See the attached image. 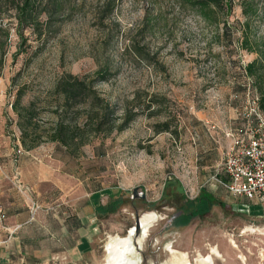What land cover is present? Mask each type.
Masks as SVG:
<instances>
[{
    "label": "rangeland",
    "instance_id": "374dc122",
    "mask_svg": "<svg viewBox=\"0 0 264 264\" xmlns=\"http://www.w3.org/2000/svg\"><path fill=\"white\" fill-rule=\"evenodd\" d=\"M238 1L234 0L227 17L230 39L222 35V24L209 26L175 0H113L111 11L104 0H69L42 29L40 39L25 29L23 41L17 35L13 11L2 17L9 45L0 71V152L4 144H15L18 136L10 107L17 90L23 89V105L34 99L37 106L55 105L54 87L65 73L92 75L107 66L109 73L96 86L97 93L117 113L126 103L138 113L125 130L93 139L75 158L54 150L51 143L38 146L51 152L53 159L66 162V175L85 180L90 189L114 188L124 200L117 212L104 219L95 264L106 263L108 242L127 237L135 214L140 220L153 218L146 235L141 238L140 230L132 239L142 249L139 252L132 242L135 253L129 258L135 264H173L174 256L180 254L187 255L189 264H200L199 259L209 255L213 264H264V228L231 209L235 198L216 185L212 176L203 180L195 169L197 138L201 136L208 146V132L228 129L230 109L237 111L234 115L242 123L255 124V117L248 115L253 108L264 124V58L263 80L256 83L244 68L258 56L238 45L244 20ZM252 28L264 51V6ZM18 49L21 52L14 56ZM50 114L42 117L51 119ZM164 122L169 130L157 133L155 126ZM170 179L177 180L190 199L203 184L230 209L214 207L202 220L164 230L163 224L177 213L173 202L159 201ZM59 195L54 189H39L22 196L31 197L39 211L56 204L54 198ZM230 239L235 248L231 249ZM216 246L226 248L231 258L213 255L210 249Z\"/></svg>",
    "mask_w": 264,
    "mask_h": 264
},
{
    "label": "trees",
    "instance_id": "16d2710c",
    "mask_svg": "<svg viewBox=\"0 0 264 264\" xmlns=\"http://www.w3.org/2000/svg\"><path fill=\"white\" fill-rule=\"evenodd\" d=\"M69 0H0V71L4 65V58L9 45V30L3 26L2 17L9 11H13L16 20L18 37L23 41V31L30 29L38 39L42 36V29L50 25L53 17L61 12ZM182 8L193 11L206 24L218 27L222 24V35L230 39L231 26L227 17L231 14L234 0H175ZM105 7L109 11L114 6L113 0H104ZM243 22L240 23L241 37L238 40L239 48L250 53H255L258 58L247 64L244 71L247 77L257 83L263 80L260 72L261 59L264 58L263 43L255 37L252 22L258 18L264 0H239ZM19 49L14 53L16 56ZM107 66L98 69L92 75L62 74L54 87L57 96L55 105L37 106V99L21 104L23 89L19 88L16 97L10 105L16 117V126L19 131V142L24 151H30L42 144H54V150L67 153L75 158L82 147L91 143L95 138L109 137L113 132L119 133L125 130L137 112L126 103L121 112L117 113L114 105L101 97L97 91L98 83L106 80ZM260 94L262 90L259 87ZM264 102V97L261 99ZM262 109L264 106H261ZM44 113H51V119L45 120ZM152 115V114H150ZM156 132L168 131L166 122L157 124ZM170 200L181 214L178 221L181 225H187L191 221L202 220L214 207L222 210L230 209L214 194L204 187L200 188L197 195L190 199L182 191L177 180L170 179L165 183L159 201ZM133 203V202H132ZM124 205V200L119 196L110 201L99 210L104 215L115 213Z\"/></svg>",
    "mask_w": 264,
    "mask_h": 264
},
{
    "label": "crops",
    "instance_id": "0c3cea01",
    "mask_svg": "<svg viewBox=\"0 0 264 264\" xmlns=\"http://www.w3.org/2000/svg\"><path fill=\"white\" fill-rule=\"evenodd\" d=\"M235 112L229 110L228 129L219 134L208 132L211 139L208 146L201 142V136L197 138L195 169L203 180L213 175L226 179L219 168L223 153L230 146L236 128L250 123V120L242 123ZM17 135L16 143L4 144L0 152V205L4 213L0 226V264H95L104 219L114 214L104 215L99 207L105 206L110 197L113 199L117 191L114 188L106 191L105 187L90 189L85 180L66 175V162L53 159L46 149L24 151L19 131ZM39 189L60 192L54 198L56 204L38 211L32 206L31 197L22 196ZM234 198L231 209L241 211L249 221L264 228V203Z\"/></svg>",
    "mask_w": 264,
    "mask_h": 264
},
{
    "label": "built area",
    "instance_id": "2783aa9c",
    "mask_svg": "<svg viewBox=\"0 0 264 264\" xmlns=\"http://www.w3.org/2000/svg\"><path fill=\"white\" fill-rule=\"evenodd\" d=\"M248 115L254 116L255 125L248 122L231 135L230 146L224 151L219 168L225 180L213 175V180L228 194L264 203V124L251 108ZM4 213L0 205V226Z\"/></svg>",
    "mask_w": 264,
    "mask_h": 264
},
{
    "label": "bare ground",
    "instance_id": "6f19581e",
    "mask_svg": "<svg viewBox=\"0 0 264 264\" xmlns=\"http://www.w3.org/2000/svg\"><path fill=\"white\" fill-rule=\"evenodd\" d=\"M152 219L153 218L151 216H146L140 220L141 238L144 237L148 232V228L150 227ZM134 236V230L133 228H131L128 232L127 237L122 239L117 238L108 242L105 245V251L107 255L105 264H135V262L129 258V256H132L135 253L134 248L131 245ZM229 243L231 245V249L236 247V244L233 240L230 239ZM210 250L211 253L217 258H222L223 255L225 259H228L229 257L231 258V254L227 252L226 248L223 249L222 246H216L214 248H211ZM186 256L184 254L174 256L175 260L173 261V264H189ZM230 261L233 262L232 259H230ZM212 262L213 260L211 259L210 255L205 258L199 259L200 264H213Z\"/></svg>",
    "mask_w": 264,
    "mask_h": 264
},
{
    "label": "flooded vegetation",
    "instance_id": "af4514ba",
    "mask_svg": "<svg viewBox=\"0 0 264 264\" xmlns=\"http://www.w3.org/2000/svg\"><path fill=\"white\" fill-rule=\"evenodd\" d=\"M181 216V214L179 213V212H177L175 215H173V216H171L170 217V219L169 220H167V222H165L163 225H164V227H163V229L165 230V229H167V228H180V227H184L185 225H181L180 223H179V221H178V218ZM134 227H135V222H134V225H133V229H134ZM139 234H140V230H139V233H138V235L136 236L135 234V236H134V238H137L138 236H139ZM132 242H134V244L136 245V241H134V240H132ZM151 244V240H148L147 242H146V245H150ZM136 248H137V250L139 251V252H141L142 251V249L140 248V247H138L137 245H136ZM143 257V256H142ZM143 261H145V259H143Z\"/></svg>",
    "mask_w": 264,
    "mask_h": 264
},
{
    "label": "water",
    "instance_id": "95a60500",
    "mask_svg": "<svg viewBox=\"0 0 264 264\" xmlns=\"http://www.w3.org/2000/svg\"><path fill=\"white\" fill-rule=\"evenodd\" d=\"M132 195H133V197H135L137 195V189L136 188L132 190ZM141 198L143 199L144 195H141ZM134 222H135V227L133 230H134V234L137 236L139 233V230H140V219H139L137 214H135V221Z\"/></svg>",
    "mask_w": 264,
    "mask_h": 264
}]
</instances>
